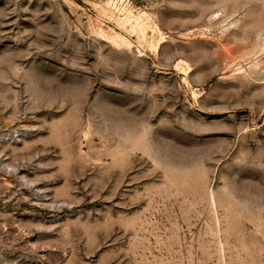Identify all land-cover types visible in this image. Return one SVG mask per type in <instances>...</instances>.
<instances>
[{
	"label": "rangeland",
	"instance_id": "374dc122",
	"mask_svg": "<svg viewBox=\"0 0 264 264\" xmlns=\"http://www.w3.org/2000/svg\"><path fill=\"white\" fill-rule=\"evenodd\" d=\"M0 264H264V0H0Z\"/></svg>",
	"mask_w": 264,
	"mask_h": 264
},
{
	"label": "bare ground",
	"instance_id": "6f19581e",
	"mask_svg": "<svg viewBox=\"0 0 264 264\" xmlns=\"http://www.w3.org/2000/svg\"><path fill=\"white\" fill-rule=\"evenodd\" d=\"M40 95V94H39Z\"/></svg>",
	"mask_w": 264,
	"mask_h": 264
}]
</instances>
